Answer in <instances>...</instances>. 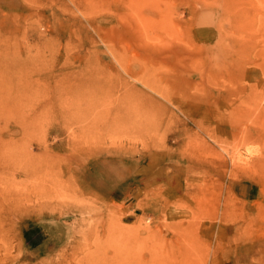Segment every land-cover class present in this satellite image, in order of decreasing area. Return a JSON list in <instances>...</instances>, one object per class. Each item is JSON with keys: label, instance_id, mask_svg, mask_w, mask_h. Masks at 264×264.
<instances>
[{"label": "rangeland", "instance_id": "1", "mask_svg": "<svg viewBox=\"0 0 264 264\" xmlns=\"http://www.w3.org/2000/svg\"><path fill=\"white\" fill-rule=\"evenodd\" d=\"M0 155V264H264V0H0Z\"/></svg>", "mask_w": 264, "mask_h": 264}, {"label": "bare ground", "instance_id": "2", "mask_svg": "<svg viewBox=\"0 0 264 264\" xmlns=\"http://www.w3.org/2000/svg\"><path fill=\"white\" fill-rule=\"evenodd\" d=\"M127 71L132 76H136L138 78V74L133 75L132 71H130V70H127ZM136 77H131V78H136ZM70 127H72V126H70ZM249 138H255V134L254 133L253 134L249 133ZM67 142H69L68 144L74 146V148H75V149H73V153L71 154V156L72 155L74 156V159L70 158V156H69V158H67L66 156H65L66 158L62 157L61 155L59 156V159H60L59 162H61V164L64 167V168L62 167L61 173H70L72 171H76L77 169H83L84 170V166H83L82 163L84 162V160L86 158L87 159L91 158L90 155H93V154H98L99 155V154H102V152H103V151L101 152V151L97 150L98 153H96V151H95L96 149L92 150L90 148L83 147V145H77L75 143V141L73 140V138H69L67 140ZM86 143H88V141ZM43 148H44V151L42 150V152H43L41 154L42 156L44 154L51 153V150L49 149L48 146H44ZM65 153L69 154L67 152H65ZM8 158H9V156H7V155H0V159H8ZM79 160L80 161L82 160V162H78ZM73 163L75 164L76 168H72L71 167V165ZM98 163H99V165L96 163V166L92 170V172H91V169H89L88 170L89 172L86 175L87 176V178H86L87 180L90 178L89 179L90 180L89 183L92 185V187H95V188H97L99 190H106L109 187L113 188V187L117 186L119 184V182L122 181L124 173L126 171L125 165L122 163V161H117V162H112V163H110V162L108 163L106 161H99ZM60 179H61L60 194H61V192L64 191V195L63 196L68 197V199H69V196H73V195H74L75 198H77V197H79V198H81V197L87 198L86 194L84 193L85 190L82 189L83 186H82L81 183L83 181L81 182L80 179L77 180V179H73L72 177H66V176H62ZM77 187L79 189H77ZM84 187H86V186H84ZM65 193H67V194H65ZM77 199H75V200H77ZM64 201H66V200H64ZM78 201H80V200H78Z\"/></svg>", "mask_w": 264, "mask_h": 264}]
</instances>
